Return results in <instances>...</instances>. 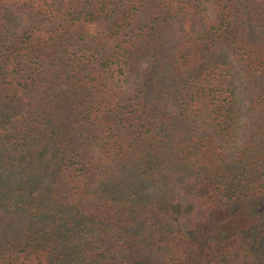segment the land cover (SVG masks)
<instances>
[{
  "label": "trees",
  "instance_id": "trees-1",
  "mask_svg": "<svg viewBox=\"0 0 264 264\" xmlns=\"http://www.w3.org/2000/svg\"><path fill=\"white\" fill-rule=\"evenodd\" d=\"M0 264H264V0H0Z\"/></svg>",
  "mask_w": 264,
  "mask_h": 264
},
{
  "label": "rangeland",
  "instance_id": "rangeland-1",
  "mask_svg": "<svg viewBox=\"0 0 264 264\" xmlns=\"http://www.w3.org/2000/svg\"><path fill=\"white\" fill-rule=\"evenodd\" d=\"M237 85L239 87V93H240V97H243V83L242 81L237 80ZM242 105H243V109H246V105H248L244 100H242ZM244 111V110H243ZM250 123V119L248 118V116L246 115V113L244 112L241 119H240V124H239V128L236 131V139L233 141L232 144H237L239 143V141L243 138V136L246 134V131L248 129ZM247 222L243 221L241 219H236L234 220L231 225L224 227V231L228 234L230 233L232 230L237 229V228H241L246 226Z\"/></svg>",
  "mask_w": 264,
  "mask_h": 264
}]
</instances>
